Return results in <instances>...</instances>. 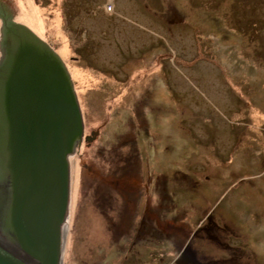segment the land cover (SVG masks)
<instances>
[{
    "label": "rangeland",
    "instance_id": "374dc122",
    "mask_svg": "<svg viewBox=\"0 0 264 264\" xmlns=\"http://www.w3.org/2000/svg\"><path fill=\"white\" fill-rule=\"evenodd\" d=\"M3 1L99 131L67 156L62 264H264V0Z\"/></svg>",
    "mask_w": 264,
    "mask_h": 264
},
{
    "label": "water",
    "instance_id": "95a60500",
    "mask_svg": "<svg viewBox=\"0 0 264 264\" xmlns=\"http://www.w3.org/2000/svg\"><path fill=\"white\" fill-rule=\"evenodd\" d=\"M12 15L0 0V18L8 16L0 24V60L7 52L9 62L16 56L11 69L7 61L0 68V171L10 200V225L24 259L0 257V264H56L68 204L67 156L98 132L83 137L66 69L28 28L11 21ZM10 33L19 37L12 47Z\"/></svg>",
    "mask_w": 264,
    "mask_h": 264
},
{
    "label": "bare ground",
    "instance_id": "6f19581e",
    "mask_svg": "<svg viewBox=\"0 0 264 264\" xmlns=\"http://www.w3.org/2000/svg\"><path fill=\"white\" fill-rule=\"evenodd\" d=\"M108 9H110V10H108ZM107 11L111 12L112 8H110L109 6H108V8L106 7V12ZM27 20L29 22H31L32 24H34V26L36 25L38 30L41 31L43 29L42 19L40 17V11L37 8L33 7L32 5H31V7H29V14H28ZM83 76L84 75H82V77ZM69 165H70V162H69L68 166ZM126 173L128 174V171ZM124 181L126 182V180H124ZM113 183L117 185V183H119V182H113ZM128 184H129L128 189L130 187L134 186L131 182V179H129V176H128ZM128 191L133 192L132 190H128ZM127 194H128V192H127ZM132 194L133 193L128 194V207L134 198L132 196ZM125 196H126V194H125ZM9 206H10V200H9L4 182L2 180V175H1V171H0V240H1L0 246L2 247V248H0V257L14 258L13 260H15L17 258L19 261H22L24 259V257L21 255V253L19 252V250L17 248L16 242L14 239V235H13V231H12V228L10 225ZM67 213H68V211L65 212V215H64L63 238L61 241L60 250L58 252V258H57L56 264H62L61 256L63 255V250H64L65 234H66V231L68 230L69 222H70ZM25 262L28 263V261L26 259H25Z\"/></svg>",
    "mask_w": 264,
    "mask_h": 264
},
{
    "label": "flooded vegetation",
    "instance_id": "af4514ba",
    "mask_svg": "<svg viewBox=\"0 0 264 264\" xmlns=\"http://www.w3.org/2000/svg\"><path fill=\"white\" fill-rule=\"evenodd\" d=\"M7 18H8V16H6V17H4V16H2L1 17V19H2V22H4V21H6L7 20ZM13 34V33H12ZM18 36L15 34V35H11V33L10 34H8L7 35V40L10 42V44H11V46L10 47H12V43H13V45L15 44V42L18 40ZM14 47V46H13ZM6 53V52H5ZM8 55V52L5 54V56H4V58H1V60H0V68H2L3 66H4V62H6L7 61V66L11 69L12 68V66H13V63H11V62H13V60L15 59V55L14 54H12L10 57H12L11 58V62H9L8 60H7V56ZM6 57V58H5ZM4 70H6V69H4ZM96 132H98V135H99V131H96ZM97 135V136H98ZM85 136H88V135H84L83 137H85ZM97 136H96V138H97ZM95 140V139H94ZM93 140V141H94ZM92 141V142H93ZM83 143H85L86 145H89L90 143H86L84 140L82 141ZM126 169V168H125ZM128 170V169H127ZM231 260H232V258H230ZM229 260V259H228ZM222 262H221V264H225V259H223V260H221ZM201 263V261L199 262L198 260H197V258H196V255L195 254H193V253H189V257H187L186 258V260L183 262V264H200ZM201 264H203V263H201ZM206 264H210V263H206ZM214 264H216V263H214Z\"/></svg>",
    "mask_w": 264,
    "mask_h": 264
},
{
    "label": "trees",
    "instance_id": "16d2710c",
    "mask_svg": "<svg viewBox=\"0 0 264 264\" xmlns=\"http://www.w3.org/2000/svg\"><path fill=\"white\" fill-rule=\"evenodd\" d=\"M146 97V96H145Z\"/></svg>",
    "mask_w": 264,
    "mask_h": 264
}]
</instances>
